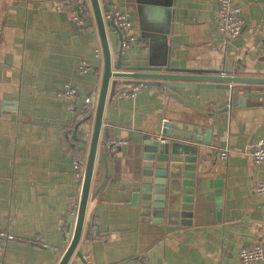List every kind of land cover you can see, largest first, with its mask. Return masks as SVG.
Masks as SVG:
<instances>
[{
    "label": "crops",
    "instance_id": "obj_1",
    "mask_svg": "<svg viewBox=\"0 0 264 264\" xmlns=\"http://www.w3.org/2000/svg\"><path fill=\"white\" fill-rule=\"evenodd\" d=\"M64 1L0 0V264H58L75 227L68 222L81 195L74 161L86 159L94 113L74 122L59 93L66 83L75 87L77 107L96 97L103 55L91 1L82 24L74 17L77 6ZM234 2L245 24L228 38L220 33L217 0H99L108 9L105 20L114 9L128 16L125 67L264 76V0ZM106 34L110 47H118V32L107 27ZM126 37L133 39L123 47ZM118 82L105 108L108 138L101 133L95 161L93 182L101 187L86 209L85 262L245 264L240 248L264 247V194L255 190L264 163L254 165L251 157L264 140V85L235 83L229 91ZM138 82L134 97L120 95ZM165 120L213 128L210 145L190 143L187 150L197 155L199 176L222 181V221L177 227L138 252L141 155ZM224 148L228 159L218 160ZM68 264L84 263L73 255Z\"/></svg>",
    "mask_w": 264,
    "mask_h": 264
},
{
    "label": "water",
    "instance_id": "obj_2",
    "mask_svg": "<svg viewBox=\"0 0 264 264\" xmlns=\"http://www.w3.org/2000/svg\"><path fill=\"white\" fill-rule=\"evenodd\" d=\"M90 1L101 41L103 74L98 95L92 97L93 129L81 179L80 200L77 212L68 220L69 224L75 221V227L67 248L62 254L58 253V264H68L73 255L87 264L83 257V242L90 241L91 225L86 223L84 229L86 209L91 192L96 195L101 187V184L93 182L95 161L101 133L108 138V128L103 126L104 119L108 117L105 108L108 99L114 97L119 79H152L161 80L165 86L179 82L195 89L216 88L229 91H234L235 83L264 85V76H233L226 75L223 71H169L152 65L125 67L122 65V32L111 19L105 20L102 11L108 9L101 10L99 0ZM107 27L110 31L118 32L117 48H111L108 43ZM112 51L117 56L116 60H112ZM157 134V139L144 142L141 155V178L137 196L138 252L145 251L149 244L177 227L222 221V181L199 176L195 164L197 155L187 150V144L190 143L210 145L213 135L211 125L165 120ZM101 143H104V139ZM212 188L214 191H211ZM98 232L97 229L96 234Z\"/></svg>",
    "mask_w": 264,
    "mask_h": 264
},
{
    "label": "built area",
    "instance_id": "obj_3",
    "mask_svg": "<svg viewBox=\"0 0 264 264\" xmlns=\"http://www.w3.org/2000/svg\"><path fill=\"white\" fill-rule=\"evenodd\" d=\"M67 2L66 0L64 1ZM69 2L75 4L78 8L75 13V19L79 24H82L84 20L91 15V9L86 6V0H69ZM218 3V16L220 21V33L223 37L234 38L238 36L245 24V20L242 17L241 8L234 2V0H217ZM110 18L114 24L121 30L124 34L126 27L130 25L128 16L125 12L114 9L110 14ZM124 38V37H123ZM133 39V37H126L123 40V47L127 46L128 43ZM142 83L133 84L130 88L123 89L120 91V95L125 97H134L139 90ZM77 94V90L71 84H64L59 95L67 100V108L73 114V121L76 123L86 120L91 114L94 113V104L91 97H87L84 100V104L77 107L74 102V97ZM104 124L106 120L104 119ZM229 152L227 149H221L217 154L216 158L221 161H226L228 159ZM252 161L254 165H260L264 163V140H259L254 145L251 153ZM85 160L83 157L79 156L74 161L75 176L82 179ZM81 186V184H80ZM256 192L259 194H264V181L257 183ZM75 214L78 208V202L73 205ZM238 255L242 262L245 264H251L260 261L264 258V247L259 244H253L251 246H244L240 248Z\"/></svg>",
    "mask_w": 264,
    "mask_h": 264
},
{
    "label": "trees",
    "instance_id": "obj_4",
    "mask_svg": "<svg viewBox=\"0 0 264 264\" xmlns=\"http://www.w3.org/2000/svg\"><path fill=\"white\" fill-rule=\"evenodd\" d=\"M86 4V3H85ZM75 122V121H74Z\"/></svg>",
    "mask_w": 264,
    "mask_h": 264
}]
</instances>
